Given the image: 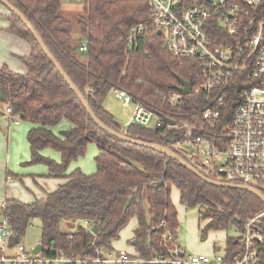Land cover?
Wrapping results in <instances>:
<instances>
[{
    "label": "trees",
    "instance_id": "obj_1",
    "mask_svg": "<svg viewBox=\"0 0 264 264\" xmlns=\"http://www.w3.org/2000/svg\"><path fill=\"white\" fill-rule=\"evenodd\" d=\"M8 1L32 24L105 125L117 132L124 131L131 138L165 146L189 162L175 149L176 144L182 143L179 132L133 123L122 127L104 107L108 93L119 88L129 93L134 102L167 121L203 125L200 111L206 97L198 90L201 68L195 60L179 59L165 48L164 37L153 28L147 0H80L83 9L75 34L71 21L60 15L67 0ZM8 12L10 23L6 31L25 40L31 51L28 57L20 58L27 68L26 74L0 67V101H5L19 120L33 125L26 135L30 154L26 165H43L49 176L66 179L57 190L31 204L15 199L3 202L1 215L13 231L9 248H15L27 229L37 225L41 230V247L49 249L48 255L95 259L100 250H112V241L135 218L131 241L135 257L148 260L161 254L171 258L175 252L179 256L184 252L178 245L179 222L170 198L172 187L178 190L180 202L197 208L200 219L205 220L201 238L210 231L228 228L243 232L245 223L264 210L263 202L253 193L208 184L158 151L120 140L100 129L25 25ZM137 25L142 28L129 44L126 36ZM83 40H87V49L80 52ZM178 78L192 79L191 93L179 102L163 100L169 92L178 93ZM242 84L245 86V82ZM242 86L233 85L231 95L220 107L222 125L231 121ZM62 121L69 122L70 127L55 133L53 128ZM91 142L98 148L95 171H69L72 162L85 154ZM45 150L60 154V161L44 156ZM63 220L79 222L75 233L60 230ZM84 221L90 223L91 229L96 226L97 233L86 228ZM161 221L165 225H160ZM260 226L264 239V226ZM236 239H227L226 259L237 249ZM256 256L255 264H264V240L257 244Z\"/></svg>",
    "mask_w": 264,
    "mask_h": 264
},
{
    "label": "built area",
    "instance_id": "obj_2",
    "mask_svg": "<svg viewBox=\"0 0 264 264\" xmlns=\"http://www.w3.org/2000/svg\"><path fill=\"white\" fill-rule=\"evenodd\" d=\"M154 30L164 37L165 48L179 59L195 60L201 68L198 90L206 97L200 111L203 125L167 121L159 114L133 101L125 90L115 88L116 100L131 105L127 124L148 129L157 127L180 133L178 149L207 177L264 191V0H147ZM141 25L130 28L126 42L131 44ZM87 40L80 44L85 52ZM247 81V82H246ZM245 82V86L244 83ZM239 90L231 121H220L224 100L233 85ZM238 84V85H237ZM192 91V89H191ZM191 93V92H190ZM184 95L169 92L163 100L179 102ZM9 120L17 124L9 107ZM191 147L187 151L184 147ZM90 231V223L84 221ZM264 210L245 223L237 233V249L231 258L223 254L185 255L165 258L153 255L148 260L131 257L124 251L101 250L95 259L65 256L42 249L37 254L19 243L8 255V240L13 231L7 218L0 221V264H255L256 246L263 242L261 226ZM160 225H165L161 221ZM92 232V231H91ZM167 238L172 239L170 235Z\"/></svg>",
    "mask_w": 264,
    "mask_h": 264
},
{
    "label": "rangeland",
    "instance_id": "obj_3",
    "mask_svg": "<svg viewBox=\"0 0 264 264\" xmlns=\"http://www.w3.org/2000/svg\"><path fill=\"white\" fill-rule=\"evenodd\" d=\"M83 3L80 0H67L62 4L60 15L64 16L66 19L70 20L72 23L73 34L77 33V24L76 21L78 16L82 12ZM4 7V6H2ZM5 8V7H4ZM8 11V10H7ZM5 106V101H0V109ZM104 107L113 115L114 120L124 127L127 125L129 116L132 111L131 105H124L122 102L115 99L113 90H111L107 97L104 100ZM8 122V120H7ZM24 133V128L29 123L26 121L19 120L18 121ZM3 118H0V133L3 137V150L0 153V156L4 157L6 155V143H10L11 139L7 137L6 131H4L5 127L9 124L4 125ZM10 128H17L13 122H9ZM23 140L19 143L15 148H10L8 146V165L4 167L2 170V177L4 179L5 174L10 172H17L21 166L25 168L27 167L26 163L29 160V148L27 146V142L25 137H22ZM13 141H17V138H13ZM5 145V146H4ZM188 152L191 151V147H184ZM47 153L56 154L51 150H45ZM98 153V148L94 142L88 144L85 154L80 157L77 161L72 162L69 171L74 168H79L86 174H91L95 171V161L94 157ZM57 156V155H56ZM55 157V155H54ZM35 168L47 169L43 165H35ZM22 187V186H21ZM24 192H28V190L23 189ZM172 204L175 206L176 211L179 216V229H178V245L182 251L186 253V255H212L213 248L219 246L222 249H225L227 245V238L235 237L237 232L234 228H228L223 231H210L205 238H201L200 229L206 223L205 220L200 219L199 210L197 208H188L184 206L180 202L177 191L173 188L171 194ZM1 203V197H0ZM3 218V217H2ZM0 217V221L2 220ZM134 228L131 225L125 229V234L132 233L134 234ZM130 242V241H128ZM128 242H123L124 246H128ZM27 251H30L36 245L41 243V230L37 225H32L27 229L25 236L21 239L20 242ZM209 254H206V253Z\"/></svg>",
    "mask_w": 264,
    "mask_h": 264
},
{
    "label": "crops",
    "instance_id": "obj_4",
    "mask_svg": "<svg viewBox=\"0 0 264 264\" xmlns=\"http://www.w3.org/2000/svg\"><path fill=\"white\" fill-rule=\"evenodd\" d=\"M8 16H9V12L7 11V9L2 7V5H0V67L5 66L14 73L24 75L27 73V68L22 63L20 58L28 57L30 55L31 49H30L29 44L25 40L19 38L16 35L8 33L6 31V28L9 26V23H10L8 21ZM5 107H7L6 104L3 108L0 109L1 111L0 118H3L5 122L4 125L5 124L10 125L9 117L5 114V111H4ZM9 125L5 127L4 131H6L7 137H9L11 141L9 144L6 143V146H7L6 155L4 157L0 156V197H1L0 208L2 207L3 202L6 199H15L24 204H31L35 199H43L46 196V194L54 192L55 190H57V188L60 185L66 182V179L64 178H57V177L49 176L47 169H41V168L39 169L33 166H27L25 168L22 167V169L20 166L19 169L16 170L17 171L16 173L8 171V173L5 174L4 179H3L2 170L4 169L6 165H8V158L10 159L8 155V146H10V148H15L18 145L19 141L21 142L23 140L22 137H25L26 139L28 130L32 128L33 126L32 124L29 123L28 125L25 126L24 133H22L23 130L19 129L21 127L19 122L17 124H14L17 128H10ZM69 127H70L69 122L62 121L58 126L53 128V131L57 133L59 130L67 129ZM14 137L17 138L16 142L13 141ZM2 139L3 137L0 133V153H2V150L4 148ZM27 146H28V143H27ZM42 154L50 159H53L56 162L60 161V154L58 153L50 154V153H47V151H42ZM29 157H30V154H29ZM74 169H71V171ZM173 188L177 191L178 197H179V192L175 187L171 188V194H172ZM23 189L28 190V192H24ZM171 194H170V198H171ZM0 217L1 218L3 217L1 215V209H0ZM177 220L179 222L178 212H177ZM78 224L79 222L77 221L63 220L60 223V230L63 233L72 234V233H75ZM136 224H137L136 219L135 218L131 219L128 225L120 231L119 238L117 240L112 241V244H111L112 250L108 251V250L102 249L101 252L104 255H106L110 251L111 252L124 251L131 257L137 256V254L134 251V247L131 244L134 234L133 235L132 233L125 234V229H127L129 225H131L132 228L135 229ZM123 242H128V246L127 247L124 246ZM226 247L225 249H222L221 247L217 246L213 248L212 254L219 253L225 256ZM13 252H14V249L9 248V250L7 251V254L12 255ZM184 254L186 255L185 252ZM206 254H209V253L207 252Z\"/></svg>",
    "mask_w": 264,
    "mask_h": 264
},
{
    "label": "water",
    "instance_id": "obj_5",
    "mask_svg": "<svg viewBox=\"0 0 264 264\" xmlns=\"http://www.w3.org/2000/svg\"><path fill=\"white\" fill-rule=\"evenodd\" d=\"M0 4L4 5L8 11L15 14L16 17L25 25V27L31 33L33 38L36 40L40 49L43 51V53L46 55V57L52 63V65L55 67L57 72L61 75L63 80L66 82V84L70 87V89L73 91V93L76 95V97L80 101L81 105L83 106V108L85 109L87 114L90 116V118L93 120V122L100 129L104 130L109 135L116 137L120 140L129 142V143L134 144V145H138V146H142V147H146V148L158 151L159 153L165 155L167 158L177 161L178 163L183 165L187 170H189L191 173H193L195 176H197L199 179H201L202 181H204L208 184L220 186V187H224V188L244 190V191H248L250 193H253L264 204V194L257 189H254L252 187L239 185V184L226 183V182H223L220 180H215V179L209 178L205 174H203V172L200 169H198L195 165H192L191 163L187 162L185 159L181 158L176 153H174L171 149H169L165 146H160V145H157L154 143L144 142V141H140V140L131 138V137L127 136L124 131L123 132H117V131L113 130L112 128L108 127L107 125H105L92 111L87 100L84 98V96L79 91V89L74 85V83L70 80L68 75L65 73V71L61 67V65L58 63L56 58L52 55V53L49 51V49L47 48V46L43 42L41 36L38 34V32L35 30V28L32 26V24L26 19V17L8 0H0ZM158 34H160V32H158ZM178 81L180 84V86L178 87V92L184 96L190 94L192 86H193L192 79H189L188 81H184V80L178 78ZM1 96H2V90L0 88V97ZM169 122H171V121H169ZM97 230H98L97 227L93 226L91 231L93 234H96ZM40 250H41V244H38L31 250V253L37 254L38 252H40ZM182 256H183V254H179V257H182Z\"/></svg>",
    "mask_w": 264,
    "mask_h": 264
}]
</instances>
